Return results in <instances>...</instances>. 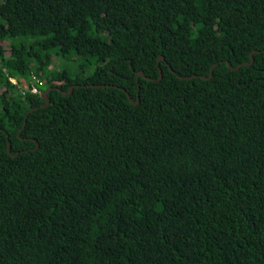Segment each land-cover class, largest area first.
I'll return each instance as SVG.
<instances>
[{"label":"trees","instance_id":"trees-1","mask_svg":"<svg viewBox=\"0 0 264 264\" xmlns=\"http://www.w3.org/2000/svg\"><path fill=\"white\" fill-rule=\"evenodd\" d=\"M0 264H264V0H0Z\"/></svg>","mask_w":264,"mask_h":264},{"label":"water","instance_id":"water-1","mask_svg":"<svg viewBox=\"0 0 264 264\" xmlns=\"http://www.w3.org/2000/svg\"><path fill=\"white\" fill-rule=\"evenodd\" d=\"M159 59H162V56L161 55H158L157 56V60H159ZM252 60V51H250L249 52V61H244V62H242V63H244V64H246V63H248V62H250ZM213 64H215V63H212L211 65H210V67H209V72H208V76H210L211 75V72H212V70H211V67H212V65ZM226 64L228 65V67H231V68H236L238 65H239V63H237L235 66H231L230 65V63L228 62V61H226ZM168 66V65H167ZM169 67V66H168ZM135 74H136V76L137 75H142V76H144V74H143V72L141 71V70H137L136 72H135ZM160 75H161V71H160V69L158 68V75H157V79L158 78H160ZM145 78H149V77H146V76H144ZM103 85H106V84H103ZM70 88H71V86H69V89L68 90H70ZM46 90L47 89H44L43 91H42V93H41V96H42V98H43V100H44V102L46 103L47 102V97H46ZM62 92H64V91H62ZM125 94L127 95V97H128V99H129V101L130 102H135L136 100H137V96H136V98L133 100L131 97H130V95H129V93L127 92V91H125ZM24 121H25V114L23 115V122H22V125H23V123H24ZM21 125V126H22ZM21 126H20V128H21ZM20 128L17 130V133H18V131L20 130ZM9 142L7 141L6 142V151L8 152V153H10V149H9ZM12 155H14V154H16V152H13V153H11Z\"/></svg>","mask_w":264,"mask_h":264},{"label":"built area","instance_id":"built-area-1","mask_svg":"<svg viewBox=\"0 0 264 264\" xmlns=\"http://www.w3.org/2000/svg\"><path fill=\"white\" fill-rule=\"evenodd\" d=\"M10 80L12 82H14V78H10ZM38 78L36 76H34V73L31 74V79H29V90L32 91V92H36V91H39V89L37 88L35 82H38Z\"/></svg>","mask_w":264,"mask_h":264},{"label":"rangeland","instance_id":"rangeland-1","mask_svg":"<svg viewBox=\"0 0 264 264\" xmlns=\"http://www.w3.org/2000/svg\"><path fill=\"white\" fill-rule=\"evenodd\" d=\"M56 61L58 62V63H60V60L59 59H56ZM54 65V63L52 62L49 66H53ZM30 79H31V76H30ZM40 81L38 80V83H39Z\"/></svg>","mask_w":264,"mask_h":264}]
</instances>
